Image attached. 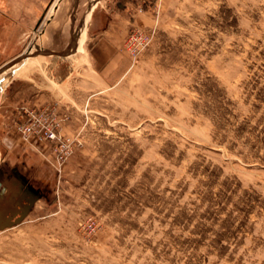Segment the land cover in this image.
Segmentation results:
<instances>
[{
	"label": "rangeland",
	"instance_id": "374dc122",
	"mask_svg": "<svg viewBox=\"0 0 264 264\" xmlns=\"http://www.w3.org/2000/svg\"><path fill=\"white\" fill-rule=\"evenodd\" d=\"M26 43L0 54V264H264V0H46ZM46 106L60 141L15 131Z\"/></svg>",
	"mask_w": 264,
	"mask_h": 264
},
{
	"label": "crops",
	"instance_id": "0c3cea01",
	"mask_svg": "<svg viewBox=\"0 0 264 264\" xmlns=\"http://www.w3.org/2000/svg\"><path fill=\"white\" fill-rule=\"evenodd\" d=\"M46 0H0V54L3 56H14L16 53H10V50H19L25 48L28 43L26 40L30 33L33 32L34 28L39 22V19L42 15V5L43 2ZM79 0H76V2ZM77 6V5H76ZM77 15V8H74L73 14L70 15V24H67V20L64 19L63 15H58L57 18L51 20V24L54 23L53 28L45 29L42 33V36H52V34H59V39H54L48 42L49 44L45 47L47 48H60L61 50L67 51L71 48L72 39L67 42V38L65 34H70L75 29V16ZM84 18V17H83ZM84 21V20H83ZM84 23H82L83 26ZM94 25H98V23H94ZM111 22L108 23L102 29V33L93 35L94 37L91 38L93 41V47H102V48H109L110 44L106 40V35H108L110 31ZM81 31V30H80ZM82 30V34L86 33ZM40 35L35 37L36 40V48L38 46V51L33 55V57L45 55L42 52L41 48H44L42 44H38ZM52 38V37H51ZM81 41V39H80ZM84 41V40H83ZM30 42V41H29ZM78 46L77 42L75 41V45ZM46 55H49L46 54ZM55 56L64 58L67 57V52L61 51L58 55ZM28 58V57H27ZM31 58V57H30ZM29 59V58H28ZM93 60L95 63H104L103 61L106 60L104 57H100L98 55H94ZM27 81H32L31 78H25ZM20 78H13L10 80L11 84L14 86V94H18V92L24 88L23 84L21 83ZM10 84V85H11ZM9 85V86H10ZM8 86V87H9ZM27 87H32L31 85H27ZM15 94V95H16ZM13 95V96H15ZM34 98V97H33ZM36 98V97H35ZM26 100H30L26 98ZM38 99H34L36 101ZM33 101V100H32ZM37 103V102H36Z\"/></svg>",
	"mask_w": 264,
	"mask_h": 264
},
{
	"label": "built area",
	"instance_id": "2783aa9c",
	"mask_svg": "<svg viewBox=\"0 0 264 264\" xmlns=\"http://www.w3.org/2000/svg\"><path fill=\"white\" fill-rule=\"evenodd\" d=\"M25 120L17 119L13 126L15 131L24 138L29 136L38 137L45 141H60L61 128L67 120L66 115H61L56 112L55 107L46 106L38 109L21 108ZM63 147V146H60ZM63 152V153H62ZM67 152L61 151L58 155V160H63Z\"/></svg>",
	"mask_w": 264,
	"mask_h": 264
},
{
	"label": "water",
	"instance_id": "95a60500",
	"mask_svg": "<svg viewBox=\"0 0 264 264\" xmlns=\"http://www.w3.org/2000/svg\"><path fill=\"white\" fill-rule=\"evenodd\" d=\"M6 191V187H1L0 189V196H3L4 192ZM1 216V215H0ZM3 217V215L0 217V219Z\"/></svg>",
	"mask_w": 264,
	"mask_h": 264
},
{
	"label": "bare ground",
	"instance_id": "6f19581e",
	"mask_svg": "<svg viewBox=\"0 0 264 264\" xmlns=\"http://www.w3.org/2000/svg\"><path fill=\"white\" fill-rule=\"evenodd\" d=\"M36 49V48H35ZM29 62H26V65L28 64ZM20 70V69H19ZM18 74V73H15V75Z\"/></svg>",
	"mask_w": 264,
	"mask_h": 264
},
{
	"label": "flooded vegetation",
	"instance_id": "af4514ba",
	"mask_svg": "<svg viewBox=\"0 0 264 264\" xmlns=\"http://www.w3.org/2000/svg\"><path fill=\"white\" fill-rule=\"evenodd\" d=\"M0 189H1V186H0Z\"/></svg>",
	"mask_w": 264,
	"mask_h": 264
}]
</instances>
